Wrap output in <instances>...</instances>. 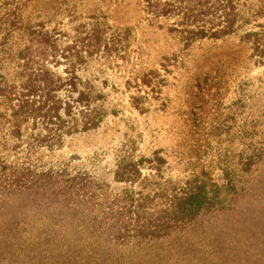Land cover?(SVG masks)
Wrapping results in <instances>:
<instances>
[{"label":"rangeland","instance_id":"obj_1","mask_svg":"<svg viewBox=\"0 0 264 264\" xmlns=\"http://www.w3.org/2000/svg\"><path fill=\"white\" fill-rule=\"evenodd\" d=\"M4 1L27 8L20 13L25 28L0 56V84L20 85L25 30L39 21L60 33L57 57L45 62V71L63 81L78 51L72 30L85 36L102 22L126 47L76 69L78 81L102 96L95 107L107 110L97 129L63 135L59 143L55 128L31 120L14 134L12 111L1 106L0 146L6 152L0 162L31 164L50 180H39L44 191L32 187L1 197L0 264H53L54 255L64 259L76 251L90 264H264V66L243 33L186 48L173 21L148 19L137 0H0V7ZM232 1L264 11V0ZM74 2V17H68L64 4ZM250 27L262 32L264 44V16ZM57 95L68 102L66 91ZM61 116L68 120L63 111ZM47 134L54 138L50 148L38 142ZM255 148L261 159L248 169L245 156ZM155 154L161 161L150 163ZM127 156L140 165L129 180L116 175ZM52 183L67 188L51 189ZM191 192L203 202L199 215L182 226L172 209ZM155 225L171 232L149 250L134 254V238L115 246L118 229ZM48 246L54 255L43 261L35 250Z\"/></svg>","mask_w":264,"mask_h":264},{"label":"trees","instance_id":"obj_2","mask_svg":"<svg viewBox=\"0 0 264 264\" xmlns=\"http://www.w3.org/2000/svg\"><path fill=\"white\" fill-rule=\"evenodd\" d=\"M88 1L90 0H86V2ZM103 1L108 2L107 4H119V0ZM77 3L64 4V10L68 12L66 16L74 17L73 12H76ZM137 4L143 16L152 21L162 19L173 21L172 31L180 37L186 48H191L207 40L217 41L242 32L244 44L250 46V50L254 51V56H258L257 64L264 66V44L260 38L262 32L256 31L255 27H250L264 16V11L262 8H257L253 3L250 5H235L232 0H137ZM26 8L25 4L7 3L6 1L0 7V13L5 9L4 15L0 16L1 57L10 50L9 44L13 39V35L25 28V21L21 18L20 13L25 11ZM96 21L100 20L97 19ZM33 25L25 30L27 32V44L19 53L21 62L19 65L21 69L20 85L16 87L7 83L0 84V108L6 103L12 111L8 124L13 133L20 134L24 124L31 120L36 125L38 122H42L46 127L55 128V131L53 130L55 136L60 133L58 135V142L60 143L63 135L69 136L99 128L107 114V110L103 105L95 107L102 96L97 94L89 83L82 85L78 81L76 69L85 67L89 62L88 59H92L95 55L102 54L105 59H108V57L121 53L126 47L124 41L113 35L110 36L109 29L103 27L102 22L91 25L85 36L82 32H77L78 30H72V32L78 34L74 37L75 47L78 48V51L76 52V61L71 67V76L63 81L45 71V62L50 57H57V44L60 39L56 37L60 33L56 29L47 30L46 23L43 21L33 23ZM79 86L83 87L81 91L77 90ZM63 91L68 94V102L65 104L60 101L57 95ZM76 94L77 98L75 99ZM76 110H79L78 113L75 112ZM62 111L68 120L61 118ZM46 132H48L47 129ZM47 135L43 139H39L38 142L39 144L47 143L48 148H50L52 146L51 140H54V138L50 134ZM13 138L17 137L13 136ZM1 147L0 154H4L6 147ZM12 150L16 151L17 147H12ZM156 155L153 156L156 158ZM259 156L260 153L257 148H255L253 154L245 156L246 167L250 169L251 166L258 164L261 159ZM156 161L159 162L161 159H151L149 162ZM7 164L4 161L0 162V199L9 193L29 190L32 187L39 188L37 190H45L43 185L38 186V182L40 179L44 181L50 179L42 170L31 164L15 167H8ZM138 164V162H134L132 157L122 158L119 161L117 177L126 180L131 179L136 174V167L140 166ZM48 174L52 177L51 172H48ZM53 176H56V174ZM30 180H35V182L27 187L26 182ZM226 185L229 190L234 189V184L231 181H227ZM59 186L61 187L57 189ZM59 186L52 183L51 189L61 190L67 188L64 185ZM73 188L75 189L76 185H73ZM202 200L200 194L193 192L189 195H183L174 203L173 212L171 213L173 219L181 220L182 226L188 225L187 223L192 222L199 215ZM158 215L159 218H165L166 212L158 213ZM121 217H123V214ZM170 230V227L164 228L156 225L134 229L122 228L115 231L113 240L115 246L120 249L128 245L124 241L126 238H134L136 243H131L132 249L135 252L134 254H139L144 249L149 250L150 245L153 244L152 242L168 237ZM45 238H48V236L45 235ZM52 238L56 241L55 234ZM146 240L148 241L145 242ZM46 243L51 245L50 242ZM11 251H13L12 248ZM35 251L41 257L43 256V261L50 259V253L53 254L50 246L41 251L39 249ZM54 256L57 259L54 260L53 264H90L85 259V254H81V251L71 252L64 259H61L60 255Z\"/></svg>","mask_w":264,"mask_h":264}]
</instances>
